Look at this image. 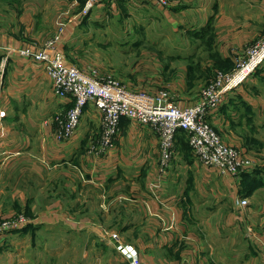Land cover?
<instances>
[{
	"label": "crops",
	"instance_id": "0c3cea01",
	"mask_svg": "<svg viewBox=\"0 0 264 264\" xmlns=\"http://www.w3.org/2000/svg\"><path fill=\"white\" fill-rule=\"evenodd\" d=\"M244 1L249 16L240 7L233 14L227 2L219 5L218 0H170L167 7L147 0H104L89 13L93 20L104 19L107 24L130 20L133 29L165 25L172 37L157 40L162 42L160 55L152 57L147 74L127 87L147 93L167 89L180 107H186L217 72L231 71L246 47L264 35V0ZM12 4L10 10L0 7V213H11L19 204L37 214V225L65 219L81 225L95 222L101 208L109 214L121 206L126 213L133 206L141 214L124 226L131 230L124 237L133 239L126 244L137 249L144 264H234L217 258L222 249L209 230L202 232L205 241L211 239L206 243L195 230L197 222L206 226L208 221L196 217L198 200L204 207H217L216 222L228 226L250 221L254 262L264 264V204L256 209L248 201L243 209L237 207L239 178L202 165L191 149H185L183 131L175 136L173 157L160 178L159 137L147 125L123 118L114 145L99 154L91 150L101 129L92 103L84 107L73 135L56 138L53 117L64 113L72 101L54 93L40 62L6 54L4 47H40L62 20L65 27L59 43L80 9L67 19V15L62 18L67 11L56 16L50 6L36 0ZM73 6L72 2L69 7ZM207 121L241 152L264 154V127L256 134V127L264 126V63L225 94ZM10 234L0 236V248Z\"/></svg>",
	"mask_w": 264,
	"mask_h": 264
},
{
	"label": "rangeland",
	"instance_id": "374dc122",
	"mask_svg": "<svg viewBox=\"0 0 264 264\" xmlns=\"http://www.w3.org/2000/svg\"><path fill=\"white\" fill-rule=\"evenodd\" d=\"M14 1L0 0V7L3 6L4 11L10 10ZM36 1L41 5L50 6L56 16L67 11L62 14V18L67 15V19L73 18L82 5V0H78L73 7H69L72 0ZM225 2L233 14L240 7L244 16H249L246 12L249 6H245L244 0L239 3L236 0H218L219 5ZM74 17L70 21V28L67 29L65 38L56 44L58 51L63 53L69 62L81 67L95 68L102 74L118 79L126 87L128 82H137L138 77L147 74L148 67L153 64L152 57L160 55L162 42H157V40L172 37V33L162 23H154L151 27L145 25L142 29H139L138 25L133 29L134 22L130 20L120 19L107 24L104 19L93 20L90 13L85 15L79 13ZM262 127L264 126L256 127L257 135ZM185 149H190L188 144ZM243 173L238 176L241 195L249 196L247 199L250 201V206L252 202L254 207L259 209L264 204V163ZM16 206L15 211L11 213L5 215L0 213V220L20 213L31 217L32 212L29 207L21 208L19 204ZM132 207H129L131 209L128 208L126 213H122L121 206H116L109 214L101 208V214L97 215L96 221L91 224L78 225L65 219V221L61 220L54 224L48 223L49 225H37V223L35 226L11 232L12 234L5 238L6 243L4 242L0 248V254H2L0 262L9 264H31V262L36 264H125V258L115 247L114 235L123 243L133 240L124 237V234H130L131 230L123 229L126 224H131L133 218L141 214ZM215 213H217V207L214 205L204 207L197 200L196 217L208 218L206 226L200 222L195 224V230L201 236L203 243L211 240L205 241L202 236L203 231L209 230L212 241L222 249L216 254L217 258L220 257L229 262L233 260L234 264H258L254 262L255 242L249 234L250 227L253 228L252 223L248 220L234 221V224L229 223L226 226L223 221H215ZM32 216L36 218L37 214Z\"/></svg>",
	"mask_w": 264,
	"mask_h": 264
},
{
	"label": "built area",
	"instance_id": "2783aa9c",
	"mask_svg": "<svg viewBox=\"0 0 264 264\" xmlns=\"http://www.w3.org/2000/svg\"><path fill=\"white\" fill-rule=\"evenodd\" d=\"M104 0H83L80 14H88L91 8ZM167 7L170 0H147ZM74 4L78 0H72ZM61 16V15H60ZM61 20V19H59ZM65 23H57L54 33L43 45L4 47L6 54H16L40 62L50 78L54 93L72 101L64 113L56 114L55 136L58 140L73 135L79 125L84 107L92 103L99 112L101 129L97 143L91 150L100 153L114 145L120 132L121 120L128 118L136 124L147 125L158 133L160 155L157 163L158 176L164 177L173 157L175 136L179 130L186 134V142L197 160L206 167L217 169L223 174L238 177L252 167L264 163V154L250 155L241 152L234 145L226 143L207 116L216 111L225 94L240 85L261 63H264V36L246 47L244 55L237 60L229 72H217L214 79L204 86L198 99L190 106L180 107L165 89L154 93L128 89L118 79L100 73L95 68L83 69L67 63L63 53L56 50L61 40ZM159 182V180H158ZM158 182L156 184L158 185ZM151 186L154 187L153 183ZM247 198L236 194L234 203L240 209L247 206ZM35 217L20 213L0 220V236L35 226ZM116 249L128 264H144L137 249L120 242L114 235Z\"/></svg>",
	"mask_w": 264,
	"mask_h": 264
},
{
	"label": "trees",
	"instance_id": "16d2710c",
	"mask_svg": "<svg viewBox=\"0 0 264 264\" xmlns=\"http://www.w3.org/2000/svg\"><path fill=\"white\" fill-rule=\"evenodd\" d=\"M82 3H83V0H82ZM243 174H245V173H243ZM243 174H242V175H243ZM239 193L241 194V191H240V189H239ZM27 227H29V226H27ZM24 228H26V227H24Z\"/></svg>",
	"mask_w": 264,
	"mask_h": 264
},
{
	"label": "bare ground",
	"instance_id": "6f19581e",
	"mask_svg": "<svg viewBox=\"0 0 264 264\" xmlns=\"http://www.w3.org/2000/svg\"><path fill=\"white\" fill-rule=\"evenodd\" d=\"M90 148H91V146H90ZM107 149V148H106ZM105 151V150H104ZM210 168V167H209Z\"/></svg>",
	"mask_w": 264,
	"mask_h": 264
}]
</instances>
